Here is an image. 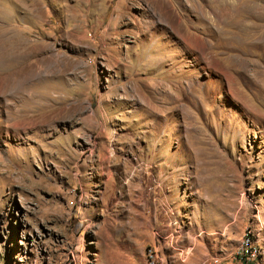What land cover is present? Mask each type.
<instances>
[{
    "label": "rangeland",
    "instance_id": "obj_1",
    "mask_svg": "<svg viewBox=\"0 0 264 264\" xmlns=\"http://www.w3.org/2000/svg\"><path fill=\"white\" fill-rule=\"evenodd\" d=\"M3 33L0 264H264V0H0Z\"/></svg>",
    "mask_w": 264,
    "mask_h": 264
},
{
    "label": "built area",
    "instance_id": "obj_2",
    "mask_svg": "<svg viewBox=\"0 0 264 264\" xmlns=\"http://www.w3.org/2000/svg\"><path fill=\"white\" fill-rule=\"evenodd\" d=\"M262 253L252 234L245 232L240 238L239 246L235 253V260L238 264H259ZM145 260L146 264H160L157 250L153 247H148Z\"/></svg>",
    "mask_w": 264,
    "mask_h": 264
},
{
    "label": "bare ground",
    "instance_id": "obj_3",
    "mask_svg": "<svg viewBox=\"0 0 264 264\" xmlns=\"http://www.w3.org/2000/svg\"><path fill=\"white\" fill-rule=\"evenodd\" d=\"M6 34H7V36H6ZM8 35H9V33H3V35L0 34V65L10 64L12 67H14L10 73L12 74V72L15 70L16 74L19 76V75H22L21 71L24 68V65H23L24 59L27 58L28 56L25 54L24 51H18L16 54H13L10 56L5 55V53L8 50V49H6V46H5L6 42H7V40L5 38L7 37V39H8ZM20 44L21 45L25 44V42L19 41L17 44L16 43L12 44V47L17 48V46ZM10 73L9 74L5 73L2 75L0 74V82L5 83L6 80H8L7 82H12L11 80H13L14 77L11 78ZM20 79H21V81H20L21 86L24 85L28 80L27 78H20ZM6 86H8V85H6Z\"/></svg>",
    "mask_w": 264,
    "mask_h": 264
}]
</instances>
